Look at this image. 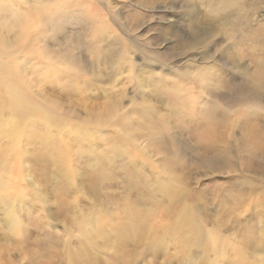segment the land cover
Returning a JSON list of instances; mask_svg holds the SVG:
<instances>
[{
  "label": "rangeland",
  "instance_id": "1",
  "mask_svg": "<svg viewBox=\"0 0 264 264\" xmlns=\"http://www.w3.org/2000/svg\"><path fill=\"white\" fill-rule=\"evenodd\" d=\"M50 2L0 0L17 40L0 56V264H264V0L82 1L104 32L52 38L31 24Z\"/></svg>",
  "mask_w": 264,
  "mask_h": 264
},
{
  "label": "bare ground",
  "instance_id": "2",
  "mask_svg": "<svg viewBox=\"0 0 264 264\" xmlns=\"http://www.w3.org/2000/svg\"><path fill=\"white\" fill-rule=\"evenodd\" d=\"M85 2V1H93V0H76V3H72L69 4V6L67 4H63L61 2H59L58 0H51V6L53 7L52 10H47L45 8H39L37 10V14H38V18H37V23H31L32 26H35L37 28H39L40 30H42V32L44 31L46 33V37L51 36V38L53 37V34L51 32L52 29H58L57 33L55 32L54 34L58 35L59 31H62V23H79L81 22L86 23L87 21L90 20V27H92V30H94L95 34H99L100 32H104L103 29L105 27L104 23H99L97 21V17L96 16H91L86 14V10H82L79 8H76V5L79 4L80 2ZM98 2H100V0H97ZM220 5H225L228 6V2H234L236 0H218ZM86 9V8H85ZM5 13H9V10L6 9L5 6L0 5V56H7L10 57V55L12 54V51L17 47L16 46V41H13L10 39L11 36V30L13 29L12 21H14V16L13 17H9L8 16H4ZM76 13H78V17H76ZM23 15H19L18 19L15 21L14 26L16 27L15 29H18L19 31H21V33L18 34V38L21 40L20 43L22 42V40L26 39L28 35V32L30 29H28V27H30V25L28 24L27 21V17H26V13H21ZM90 14V13H89ZM190 28L192 29L195 26L192 24H189ZM108 27H111L108 25ZM6 32H4V31ZM100 30V31H99ZM194 33V30L192 31ZM111 36H113L112 33H110L108 35V37L112 38ZM55 37V36H54ZM114 38V37H113ZM18 39V40H19ZM116 39V38H114ZM55 40V39H54ZM19 42V41H18ZM17 42V43H18ZM118 42H121L120 39L118 40ZM120 44V43H119ZM116 45V44H115ZM127 48V47H123ZM150 62H154L152 59H149L147 61H145V63H149ZM155 63V62H154ZM1 84V83H0ZM5 99L1 100V105H0V114L1 115V119H4L6 117V114L3 111V108L5 105H10L7 108L10 109L12 106V100H13V94H9L7 93L5 95ZM25 97V95H24ZM16 99V95L14 97ZM23 99V98H22ZM25 100V98L23 99ZM14 108L19 110L21 112V122L18 124V126L16 125H12L11 124V128L13 126L16 127H24V126H29L30 124L33 125L32 123H30V119L33 118V116L36 115L35 109L36 107H34L33 109L31 107H24L22 109L18 108V105H14ZM158 123L155 121V125H157ZM221 125V124H218ZM215 127V126H213ZM175 197V192H173L172 194V198ZM193 217L190 215H187L184 222L187 224H184V227L188 228L192 231L197 233V227L193 221ZM10 221V220H8ZM124 227L126 228L125 230H127L129 232V236H133L134 233L139 232V229H143L144 233L143 235H141V240L143 237H145V230L142 227L139 226H129L127 224L124 225ZM174 230H178L179 229V225L177 224L174 228ZM212 247L214 248L216 253H220L219 251L222 249L223 245H224V241L215 233H212V235H210V239ZM256 264V263H253Z\"/></svg>",
  "mask_w": 264,
  "mask_h": 264
}]
</instances>
